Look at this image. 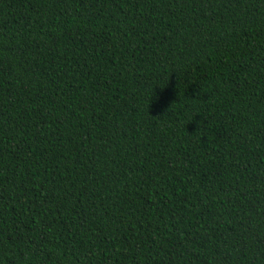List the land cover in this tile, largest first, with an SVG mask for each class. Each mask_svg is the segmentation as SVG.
I'll use <instances>...</instances> for the list:
<instances>
[{"label":"trees","instance_id":"16d2710c","mask_svg":"<svg viewBox=\"0 0 264 264\" xmlns=\"http://www.w3.org/2000/svg\"><path fill=\"white\" fill-rule=\"evenodd\" d=\"M0 264H264V0H0Z\"/></svg>","mask_w":264,"mask_h":264}]
</instances>
